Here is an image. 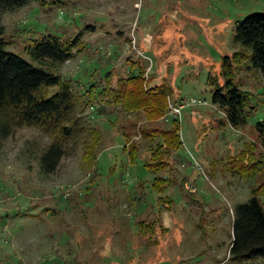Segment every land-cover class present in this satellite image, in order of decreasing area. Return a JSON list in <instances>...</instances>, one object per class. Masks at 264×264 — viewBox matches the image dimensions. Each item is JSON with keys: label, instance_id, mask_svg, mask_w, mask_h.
<instances>
[{"label": "rangeland", "instance_id": "obj_1", "mask_svg": "<svg viewBox=\"0 0 264 264\" xmlns=\"http://www.w3.org/2000/svg\"><path fill=\"white\" fill-rule=\"evenodd\" d=\"M60 1L5 11L7 48L32 60L31 38L81 32L75 57L54 71L100 137L71 141L53 173L40 164L51 138L37 128L0 138V264H264L230 254L235 207L255 189L264 205V76L234 56L244 51L236 23L264 12V0ZM225 55L250 94L239 126L212 102ZM109 71L115 87L140 75L145 88L165 89L163 115L120 105L98 114L86 92L107 85ZM175 121L181 144L167 148L162 133Z\"/></svg>", "mask_w": 264, "mask_h": 264}, {"label": "trees", "instance_id": "obj_2", "mask_svg": "<svg viewBox=\"0 0 264 264\" xmlns=\"http://www.w3.org/2000/svg\"><path fill=\"white\" fill-rule=\"evenodd\" d=\"M37 1L41 6L56 5L60 0H0V138L8 137L16 128L34 127L51 138V142L40 155V164L47 173H53L67 153L68 144L90 133L100 137L99 130L92 124H84L78 101L70 80L56 73L54 68L75 57L80 45V32L74 38L64 39L58 34H44L31 38L23 54L9 50L5 36L6 27L2 23L5 11L20 8ZM234 38L244 51L236 53L237 60H247L249 66L264 76V12H255L236 23ZM34 61L37 62L34 63ZM47 63V64H46ZM221 67L224 84H214L212 102L223 107L228 121L239 126L247 120L250 101L248 91L234 80L232 59L223 56ZM110 71L105 78L107 85L94 82L87 94L91 104L100 115L105 114L110 105H120L125 111L143 109L152 116L163 115L166 110L165 89H147L140 75L119 79L112 86ZM88 104V103H86ZM84 107L81 108L83 110ZM175 121L174 128L162 133L167 148H177L181 144ZM257 131L264 138V120L256 124ZM95 146H87L88 155L95 156ZM135 160V151H129ZM152 163H147V166ZM233 241L230 245L231 259L246 261L264 258V205L256 193L238 204L232 222Z\"/></svg>", "mask_w": 264, "mask_h": 264}, {"label": "built area", "instance_id": "obj_3", "mask_svg": "<svg viewBox=\"0 0 264 264\" xmlns=\"http://www.w3.org/2000/svg\"><path fill=\"white\" fill-rule=\"evenodd\" d=\"M192 103H196L197 102V100L194 98V99H192V101H191ZM181 107H182V105H180V106H176V105H172V113H174V114H176V115H181Z\"/></svg>", "mask_w": 264, "mask_h": 264}]
</instances>
